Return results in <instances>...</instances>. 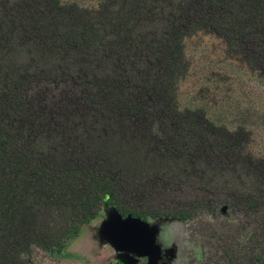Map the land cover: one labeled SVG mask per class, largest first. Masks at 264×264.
I'll list each match as a JSON object with an SVG mask.
<instances>
[{"label":"trees","instance_id":"trees-1","mask_svg":"<svg viewBox=\"0 0 264 264\" xmlns=\"http://www.w3.org/2000/svg\"><path fill=\"white\" fill-rule=\"evenodd\" d=\"M198 33L264 85V0H0V264L60 254L103 206L143 222L224 206L257 229L223 264H264L250 133L178 106Z\"/></svg>","mask_w":264,"mask_h":264},{"label":"rangeland","instance_id":"rangeland-1","mask_svg":"<svg viewBox=\"0 0 264 264\" xmlns=\"http://www.w3.org/2000/svg\"><path fill=\"white\" fill-rule=\"evenodd\" d=\"M102 0H60L62 4L95 9ZM188 72L179 82L180 110H202L208 120L229 131L250 133L246 152L264 159V85L241 56L227 54L224 43L198 33L185 40ZM212 214L197 212L188 221L121 219L103 206L92 222L81 227L60 254L34 248L32 264H223L257 227L224 207ZM256 236V239L260 238Z\"/></svg>","mask_w":264,"mask_h":264},{"label":"water","instance_id":"water-1","mask_svg":"<svg viewBox=\"0 0 264 264\" xmlns=\"http://www.w3.org/2000/svg\"><path fill=\"white\" fill-rule=\"evenodd\" d=\"M116 212V211H115ZM116 214H117V212H116ZM118 215V214H117ZM121 219H123L120 215H118ZM127 218H132L131 216H128V217H126V218H124V219H127ZM132 219H137V218H132ZM137 220H139V221H141L140 219H137ZM141 222H143V221H141ZM143 223H147V222H143Z\"/></svg>","mask_w":264,"mask_h":264}]
</instances>
